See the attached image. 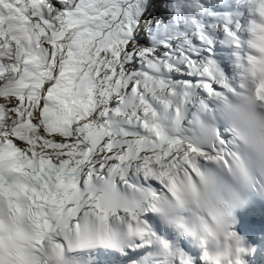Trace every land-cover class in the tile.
<instances>
[{
	"label": "snow or ice",
	"instance_id": "6c2138e0",
	"mask_svg": "<svg viewBox=\"0 0 264 264\" xmlns=\"http://www.w3.org/2000/svg\"><path fill=\"white\" fill-rule=\"evenodd\" d=\"M257 197L264 0H0V264H252Z\"/></svg>",
	"mask_w": 264,
	"mask_h": 264
},
{
	"label": "rangeland",
	"instance_id": "374dc122",
	"mask_svg": "<svg viewBox=\"0 0 264 264\" xmlns=\"http://www.w3.org/2000/svg\"><path fill=\"white\" fill-rule=\"evenodd\" d=\"M145 41H142V43H144Z\"/></svg>",
	"mask_w": 264,
	"mask_h": 264
}]
</instances>
